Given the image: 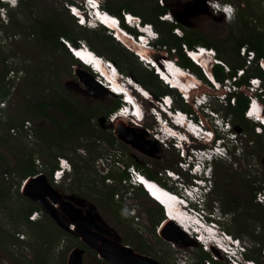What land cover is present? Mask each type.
Here are the masks:
<instances>
[{
    "label": "rangeland",
    "instance_id": "374dc122",
    "mask_svg": "<svg viewBox=\"0 0 264 264\" xmlns=\"http://www.w3.org/2000/svg\"><path fill=\"white\" fill-rule=\"evenodd\" d=\"M16 1L17 8L10 9V6H7L6 18L0 14V28L4 32L12 31L16 34L14 31L16 28L12 25L14 15L29 26L22 27L26 32L17 33L18 38L15 39V35H12L13 39L9 40V45L2 46L3 49L0 52L7 55L8 61L5 64L10 67V70L24 71V77L18 85H15L17 88L15 91L12 90V96L8 99L2 112L16 119L18 123L31 121L34 127L33 136L29 138L22 133H12L6 125H0V187L11 188L10 195L7 194L0 199V264H32L34 259H40L39 250L45 237L54 242H47L41 246L43 253L51 249L49 264H68L70 253L73 249H78L79 240L75 234L66 233L50 215L46 214V211L43 216L40 214L39 219L41 224L45 225L40 229V234L44 238L36 236L38 231H32L29 223L18 216L21 204L31 205L23 198L26 194L21 190L25 178L16 173L12 175L8 173L9 177H6V173L2 177V174L5 169L17 168L18 161L26 160L28 156L35 157L36 169L42 170L40 165H37L38 162L42 167L44 166L43 172L47 177L50 176L52 167L57 165L58 157L69 159L74 169L72 173L65 176L61 183V190L66 189L78 199H84L85 204L94 206L96 213L117 235L120 244L130 245L136 253L151 256L161 264L198 262L202 258L201 249L185 236L179 230L180 228L178 229L170 222L162 224L164 220H159L158 212L153 207L154 203L140 192L141 190L120 185V181L122 182L125 178L119 179L122 175L124 176V168L133 165V162H138L146 167L139 170L144 173L149 170L157 174L165 186L178 192L181 191L176 183L166 178L165 170L175 169L181 173L182 170L178 163L182 153L179 154L169 144L166 146L162 144L163 142L156 141L154 137H158V135L147 130L149 127H154L155 123L154 118L149 115V109L153 107V104L150 103L151 99L143 100V107L147 114L145 120L137 125L128 121H119L117 126L112 127L105 120L104 126L96 127V129H93L91 125L84 124L82 128L77 127L75 134L65 126L60 128L62 132H58L57 121H66L68 116L55 107L47 109L50 116L39 115L35 108L37 102H49L62 96L76 108V113L81 115L96 113L97 116L93 121V124L96 125L100 118H107L109 115L107 108H113L118 98L108 96L103 87L101 88L91 77L90 70L79 68L77 62L71 59L63 48L57 49L53 43L45 42L41 37L31 35L29 31L35 20L40 19L51 24L57 22L60 28L70 30L73 36L85 40L87 45L112 62L116 57H119L124 64L128 63L129 67L130 64L136 67L134 69L136 73L137 69L144 68L150 71L153 69L141 63L134 54L127 53L121 43L110 39L104 31L81 28L65 7L66 0ZM146 1L147 3L143 4L141 0H103V7L110 5L119 9L123 4L128 3L133 4L135 10L150 15L153 6L159 0ZM164 1L165 6L168 4L169 8L161 16L165 14H170V16L165 17L164 20L159 17V20L175 25L176 23L172 21L174 19L181 26L190 28L195 38L209 42L212 46H218L222 49L221 52L218 51L219 57L229 66L246 63L241 49L247 45L240 48V56H238L237 42L250 40V36L251 38L253 36L264 37V0H222L231 3L236 9L235 17L230 21L225 20L222 16L214 15L206 0ZM20 5L21 9H19ZM11 10H16L17 13L13 17L12 14L15 11L11 12ZM134 14L138 15L139 13ZM161 25V27L169 26V24ZM175 28L182 31L178 25L173 28V31ZM246 29L250 31H246ZM156 31L159 34V31ZM151 33L153 32L149 30L148 34ZM158 34L153 40L155 52L151 55H155L157 58L166 56L181 63V57L174 51V47L169 44L159 47L160 34ZM173 34L175 33L173 32ZM164 38L172 40V36L167 34ZM249 49L252 50L248 47ZM255 67L256 65H253L249 69L253 70ZM3 68L4 63L0 59V73ZM199 69L201 70V68ZM191 71L203 81L201 84L207 87L203 84L206 81L197 72ZM126 75L131 76L133 73L128 71ZM230 78L233 77L230 76ZM221 83L225 84L226 81ZM244 84H238V90H233L230 96L236 97L238 93L245 95L246 93L241 89ZM210 85L213 87L212 83ZM207 89L209 100L201 106V112L196 113L195 118L198 120L199 114H202L214 125L220 120L229 122L231 139L225 143L228 146L223 148L222 157L212 160L214 170L209 183L211 190H208L207 196L203 197L205 201L197 197L201 194L196 191L197 196L194 194L193 207L201 212L206 220L215 219V215H218L220 219V223H218L223 227L221 230L238 235L247 244V252L260 258L264 264V248L261 249V244L256 242L257 238L264 234V213L254 211L253 208L248 209V205H259L255 200H252L255 192H252V189L256 190L264 182V133L257 134L253 121L242 122L234 112H231L228 104L234 107L236 102L234 104L233 100L229 102V100L220 98L219 95L223 91H217L214 87L213 89L207 87ZM160 96L155 95L154 99L156 100ZM62 98L60 97V102H63ZM180 101L182 102L183 99L178 100V102ZM178 102H176L177 108L181 106ZM182 103L190 111L197 109L193 103L187 104L184 101ZM158 120L160 119L158 118ZM116 127L118 130H122L121 135L130 139V144L122 142L118 136L114 135L111 128L116 129ZM132 127L136 129L134 130ZM19 128L16 127V129ZM174 129L176 128L174 127ZM41 130L47 131L49 143L40 139L39 132ZM78 131L80 136H78ZM224 134L228 135L227 132ZM108 135L116 136L117 139L113 144L107 139ZM191 145L202 149L210 146L209 143L197 139ZM118 160H120L121 166L116 165ZM108 169L111 170L109 174L113 175L110 176L114 182L113 185L108 184L109 176L106 175ZM187 178L189 175H186L185 180ZM31 181L30 179L26 185L27 188ZM198 189L204 192L206 187L200 184ZM112 191H115L114 200L107 202L105 194ZM181 213L184 212L178 213L177 216L179 217ZM211 215L212 217L209 218ZM186 222H191V220L187 218ZM198 228L199 225H196L192 229ZM49 231L54 234V238L48 237ZM16 232H19L20 235ZM21 234L25 236V239L20 238ZM13 235L24 242H14ZM64 239L67 244L63 249L61 242ZM89 252V256L85 257L84 264H109L100 258L99 253L92 248Z\"/></svg>",
    "mask_w": 264,
    "mask_h": 264
},
{
    "label": "trees",
    "instance_id": "16d2710c",
    "mask_svg": "<svg viewBox=\"0 0 264 264\" xmlns=\"http://www.w3.org/2000/svg\"><path fill=\"white\" fill-rule=\"evenodd\" d=\"M143 4L147 3L146 0H141ZM21 4H23L21 2ZM0 6H4V3H2L0 1ZM18 7V6H17ZM16 7V8H17ZM153 10L152 13L149 15L147 13H143L142 11H138L135 10L134 5L132 4H128L125 3L122 5L121 8L116 9L114 7H111L110 5L104 7L105 9H107L108 11H110L113 14H117L121 16V11L125 10V11H130L132 13H139L138 15H140L143 20L145 22H152L155 23L154 26L156 27V30L159 31L160 34V40L158 41V45L161 48L162 46H166V45H170L171 47H174L175 51H178V55L181 57V64L195 72H197V74L206 82L209 83V81L206 79L205 75L201 72V70L199 69V67H197L183 52L182 48H181V44L183 42L187 43L190 47H194L195 45L201 44L204 45L206 47H215L217 51L221 52L222 49H220L218 46H212L211 43L209 42H205L203 40H200L199 38H195V35L193 33H191L192 30H190V28H188L187 26H181L180 23H177L175 25H172L168 22H162L159 20V16L165 12L168 11V4L167 6H160L159 3L156 2V5L153 6ZM11 9V8H10ZM15 9V8H12ZM19 9H21V5L19 7ZM15 11V13L13 12L12 17L14 14L16 13V10H11ZM31 20V19H30ZM157 23V24H156ZM161 24H169L168 27H161ZM12 25L15 26V32L17 33H21V32H26L22 27H27L29 25H26L24 22H21L20 20H18V18L16 17V15H14V17L12 18ZM178 25L180 28H182L183 33L185 32L183 37H179L176 36L175 34H173V28ZM81 27V26H80ZM82 28V27H81ZM96 30V29H95ZM99 31H105V29H97ZM246 31H250L249 29H246ZM29 33L33 36L37 35L39 37H41L45 42H51L55 45V47L58 48H63V50L70 56L71 59H74L75 62H77V66L79 68H85L87 69L85 66H83L81 64V62L79 60H76L75 58H73V56L70 54L69 50L67 49V47L65 46V44L62 42V40H60V38H64L66 40H69L74 46H79L78 41L81 40L78 37H75L72 35L70 30H67L66 28H60L59 25L56 23H47L46 21L43 20H35V23L33 22V27L30 28ZM7 35H16L14 32H9L6 31ZM107 34V33H106ZM166 34L168 36H172V40H168L164 38V36H166ZM108 35V34H107ZM109 36V35H108ZM110 39H112L109 36ZM113 41H115L114 39H112ZM247 45L248 47H250L252 50H254L257 53L258 58L260 57H264V37H260V36H253L251 38L250 36V40H241L239 42H237V55L240 56V48L243 45ZM0 45V50L3 49V47ZM109 48V47H108ZM110 50H113L112 48H110ZM124 50L129 53L130 51L128 49H126L124 47ZM131 53V52H130ZM4 53L0 52V59L3 61L4 63V68L0 73V102L3 101H8L9 98H11L12 96V86L9 84V82L7 81L6 77L8 75V72L10 70V67H8L5 62H7L8 57L7 55H3ZM133 54V53H131ZM219 55V53H218ZM137 59V58H136ZM115 64L117 65V67L120 69V71L126 75V73L128 71H130V73H133V75L136 77V79H138V81L142 84L143 87H145L147 90L150 91V93L152 94V96L154 97L155 95H165V94H172L175 97L176 102H178V100H181V98L179 97V95L172 90L171 88H169L168 86H166L165 84H163V82L158 78V76L152 71L150 70H146L144 68H142L141 70L137 69V73L134 72V69L136 67L128 66L127 64H124L119 57H116L114 60ZM225 62V61H224ZM227 63V62H226ZM230 63V62H229ZM245 65V63L243 64H232L230 67L232 68V71L227 73L226 70L218 65L216 66L213 70H212V74L213 77L219 81H224L227 77L233 76L236 73L237 68H241ZM88 70V69H87ZM246 76L239 82V84L241 83H246L248 81V79L252 76H258L261 77L264 80V72L258 67L256 66L255 68H253V70L248 69L246 71ZM128 76V75H127ZM159 90V91H156ZM106 94L112 98H115V96L109 94L106 92ZM60 97L62 98V96H59V98L57 99H53L49 102H37L36 103V107L37 108V112L39 115H45V116H50V114L48 113L47 109L49 107H55L58 111H61L62 113H64L66 116H68V119L65 121H57L58 123V127L59 130L58 132H62V130L60 128H63V126L70 128V130L75 134V130L77 129V127L80 126V128H82V126L85 125H91L93 127V129H96V127L101 126L99 121L97 122V124H93L94 119L96 118L97 114L96 113H88L85 115H81L76 113V108L74 106H71V103L68 100L63 99V102H60L59 99ZM183 102V101H182ZM181 101L178 102L181 104V106H179V108L184 109L186 111L192 112V110H188L185 108V104L182 103ZM249 104V95H244L243 93H238L236 94V105L233 107L231 106V104H228L229 109L231 110V112H234L237 116L238 119L242 120V122H247L248 119L245 117L244 113L247 110ZM121 105V100L116 99L115 105L113 108H107V114L112 113L113 111H115L119 106ZM33 106V105H32ZM187 106V105H186ZM31 107V106H30ZM34 107V106H33ZM32 108V107H31ZM34 109V108H33ZM3 108H0V125H6L9 129H16V127H20L18 130H21L22 132L24 131V121L23 122H17L16 119L9 117L5 114H3L2 112ZM108 116V115H107ZM66 129V128H65ZM113 130V128H111ZM50 132V131H48ZM40 133V139L43 140L44 142H50L49 141V137L47 136V131L45 130H41ZM255 134V133H254ZM78 136H80L79 131H78ZM77 136V138H78ZM256 136H261V135H256ZM107 139L110 141L111 144L114 143V140H116L117 138L112 136V135H108L106 136ZM73 144V143H72ZM68 145V144H67ZM71 145V144H70ZM25 160V159H24ZM20 160L18 161L17 164V168H8L5 169L3 171V176L6 173L7 175L9 174H19L21 176H23L24 178L27 177H31L34 176L36 174H38L40 171L38 169H36V165L35 163V157L33 156H28V158H26V160ZM133 164L135 166H137L139 169H145L146 167L144 165H141L138 162H133ZM56 165H54L51 169V171H53V169L55 168ZM76 169V167H75ZM43 170V169H42ZM43 172V171H42ZM9 173V174H8ZM145 174L151 178V179H155V180H159L160 178L157 176V174L146 170ZM108 176H113L111 174H109ZM9 177V176H8ZM124 176L122 175L119 179L122 180ZM10 187H0V199L3 196H6L8 194V196L10 195ZM141 190L140 192H142L144 195L147 196V198L152 201L154 203L153 207L154 209L158 212L159 215V220H163L164 215H163V209L161 208V206H159L158 202H155V200L151 197L148 196L147 192L145 190L139 189ZM257 190V189H256ZM256 190L252 189V192H256ZM255 192L253 193L252 196V200H255ZM24 195V194H21ZM105 199H107V202L109 200V202H112L114 200V195H115V191L112 192H107L105 194ZM23 198H25L28 202H30L31 205H22L19 208V215L21 216L26 222L29 223L30 227L32 228L31 230H37V234L36 236H38L39 238H44L43 235L40 234V229L42 227H45V225L41 224V220H37V221H31L29 219V216L37 210L41 211V208L39 206V204H37L35 201L30 200L28 197L24 196ZM248 209L253 208L254 211H258L259 213L263 214L264 213V207L260 206V205H256L253 204V206L248 205ZM21 209V210H20ZM256 217V216H255ZM258 219V218H257ZM19 234V232H16ZM241 233V231H240ZM239 233V234H240ZM236 237H238V235H234ZM48 237H52L54 238V234H52L50 231L48 232ZM160 237V236H159ZM50 238V239H52ZM239 238V237H238ZM257 238V237H256ZM12 239L14 242H24V240H19V238L15 237V235L12 236ZM49 238L45 237V240H42V245L43 246L45 243L50 242V243H54L52 241L48 240ZM244 242V241H243ZM256 242L258 244H261V249L264 248V234L259 236L256 240ZM244 244L247 246V244L244 242ZM40 246V262H38V264H49L48 262L50 261V250H47L45 253H43L41 251V248L43 249V247ZM44 255H43V254ZM202 253V258L198 261V262H193L191 264H204L205 260L208 258L212 257V254H209L207 252H205L204 250H201ZM41 255H43V257L41 258ZM246 258L250 259V260H255L258 262V264H263V262L260 260V258L256 257L255 255H253L250 252L246 253ZM39 259V258H38ZM218 264H226L224 261H219Z\"/></svg>",
    "mask_w": 264,
    "mask_h": 264
},
{
    "label": "clouds",
    "instance_id": "9594fccd",
    "mask_svg": "<svg viewBox=\"0 0 264 264\" xmlns=\"http://www.w3.org/2000/svg\"><path fill=\"white\" fill-rule=\"evenodd\" d=\"M2 3H4V6L5 8H7V6L9 5L10 8H16L18 3H12V0H1ZM105 2V1H104ZM97 10L101 11V9H104L103 7V0H98L96 1V4H95ZM130 12V11H129ZM132 13V12H131ZM134 14V13H133ZM120 16V15H119ZM161 16V15H160ZM159 16V17H160ZM223 17V16H222ZM145 23H148V24H152L154 26L153 23H149V22H145ZM87 28V26H86ZM93 30L97 29V27L95 28H92ZM128 29L132 32H134V38H131L130 39V45L132 46V50L131 49H128L126 48L120 41L119 43L122 44L123 47H125L126 49H128L131 53H133L137 59H139L141 61V63H144L145 64V60L144 59H141L137 54L136 52H134L136 50V47L139 46L140 48H143L145 47L147 50H150L149 54H147V56L145 58L149 59L150 56H152L151 54L154 53L155 51V48H154V45H153V40H155V37H156V34L153 32L151 34H148L149 32H145V31H136L133 29L132 25L127 21V20H124L121 18L120 20V25L118 27V32L122 35V37H124L125 39H127L125 36H127L125 34V30ZM156 29V28H155ZM143 32V33H142ZM140 34H143V35H140ZM141 36V38H140ZM62 42L65 44V46L67 47V49L69 50L70 54L72 55V51L70 50V47L74 50V48H77V46H74L69 40H66L64 38L61 39ZM129 39H127L128 41ZM68 42V43H67ZM152 45V46H151ZM75 55V52L73 53ZM185 54V53H184ZM192 62H194V59H192L190 57V55L188 54H185ZM141 57H144L141 55ZM74 58V57H73ZM100 60H103L102 58H98ZM198 62V61H197ZM103 63L105 64V66L108 68V71L111 70V72L113 71L112 67H114V64L109 62V61H103ZM195 63V62H194ZM202 63V62H201ZM83 66H85L88 70H90V73H91V77H93L95 79V81L101 86V88L103 87V90H105L107 93L115 96L116 98L120 99L121 100V105L118 107H124L123 109L125 110L126 107V104L128 103V106L131 108L132 106L135 107V104L137 105H140L141 107H143V100H150V103L154 102L155 105H157L160 109H158L157 107L153 106V107H150L149 109V115H151L154 120H155V123H154V127H149L147 130L154 134L155 135H158L155 136V140L156 141H160L163 142L162 144H165L166 146H168L167 144H169L170 147H173L174 149H176L178 151L179 154H181L182 152L184 153L185 157L181 156L180 160H179V167L180 169L182 170V172H178L177 170L175 169H166L165 170V176L168 180L170 181H173L172 177H170L168 174H167V171H172L174 173H178L180 174L183 178L182 180L184 181V183H190V181L192 180V178L194 177H197V178H201L203 180V185H205L206 189L204 190V192L200 189L198 190L200 192V196L201 199L203 201H205V198L203 197H206V192L208 190H211V184L210 183V179H212V171L214 170V167L212 166V160L213 158L214 159H217L218 157H222L223 155V148H226L228 146V144H225L228 140L231 139V134L229 133L230 130H231V126H230V123L229 122H226L225 120H220L219 123H215L216 125L212 124L205 116H203L202 114H199V119L197 120L195 118V115L196 113L198 114V112H201V106L206 104L209 100V95L208 93H206L204 96H203V99L202 101H200V99L198 97H194L192 100V102L189 101V98L187 97H184L183 95V92L180 88L178 87H174V88H171L169 85H167L164 81V78L162 77L161 73L158 71L157 73V76L159 77V79L163 82V84H165L166 86H168L169 88H171L172 90L176 91L177 94L179 95L180 98L183 99L184 102H186L187 104H190V103H193L196 105V110H193L192 109V112H189V111H186L184 109H181V108H177L176 107V100H175V97L174 95L172 94H166V95H163V96H160V98L158 99H153L152 98V95H149L147 94L146 92H141L137 87H135V85L133 86L131 84V82H129V77H127V75L123 74L120 69L117 67L116 65V68L114 67L115 70H117L116 72H118V74L120 75V77H122V82L129 86V88H131L133 91H137L138 93H136L135 95H133L132 93H130V95H132V98H130V101L128 99V96L125 92H123L124 94L122 93H115L113 92V85L111 84L112 82L108 79H106V77L104 76L103 73L99 72L96 68L93 69L91 66L87 65L86 63H81ZM182 64L179 63V66H177V68H179L181 71L183 72H186V73H191L193 74V76L195 77V73H193L191 71V69H189V72H187L184 68H182ZM202 66H197L199 68H201V71H202ZM216 66H218V64L214 63L211 67V69L213 70ZM185 67V66H184ZM110 68V69H109ZM97 70V71H96ZM154 70H157V68L155 67ZM110 72V71H109ZM114 73V71L112 72ZM212 74V72H211ZM98 75L104 80V82H106L108 85H104L102 83H100V80L98 78ZM205 77L208 79L209 83L207 82L206 84H208V88L210 89H213V87H211L210 83H212V80H210V78L208 77V75ZM213 74H212V79H213ZM148 92H150L148 90ZM222 94V93H221ZM207 97V99H206ZM163 99H165V101H163ZM211 101H212V98H210ZM228 100L230 101V96L228 98ZM200 101V102H199ZM255 101H257V104L258 106L260 107V115H263V103H262V100H261V96H259L258 94L256 95V99ZM204 103V104H202ZM139 107V106H138ZM117 108V109H118ZM144 108V107H143ZM116 109V110H117ZM157 110L160 111V113H162V117H161V121L158 120L157 118V115L155 112H157ZM162 110V111H161ZM136 109L134 110L133 113H135ZM145 111V109H144ZM113 112H116V111H113ZM182 113L184 116H185V120L188 121V122H194L196 123V126L200 127L201 128V131L203 129V133H200L199 132V135H197V133H194L192 131H189L187 128H185L183 125H178L176 122H175V117ZM146 114H147V111H145L143 114H142V118L140 119V117H137V119H135L134 117H131L130 114H126V115H122V114H119L118 115V119L115 121V122H111L109 120H107L108 122V125L109 126H117L118 125V122L119 121H128L129 123H133L134 122L132 121L135 120H139L137 121L138 123H142L140 121H144L145 118H146ZM165 121L167 122V124H162V121ZM202 122V123H201ZM202 124L203 126H199L198 124ZM227 123V125H226ZM156 124V125H155ZM200 124V125H201ZM135 125V124H134ZM165 125L168 127V128H172L173 131H170L168 129H165ZM174 126L176 129H174ZM163 128L165 129V131L168 132H175L174 135H177L178 133L179 134H184V137L187 138V140H183L181 138V140L175 136H173V134H167L163 131ZM204 129H205V132L204 133ZM224 132H227L228 135H225ZM165 135H167L168 137L165 138ZM172 137H171V136ZM209 138V141H207L206 139ZM201 140L203 142H206V143H209L210 146L206 147L205 148V152L204 153H198V152H191L193 149V146L191 144H193V141L195 140ZM164 142H167V143H164ZM191 142V143H190ZM175 144L177 146H175ZM225 144V146H224ZM169 148V147H167ZM218 160V159H217ZM182 161H186L188 162V166L187 167H181L180 166V162ZM216 161V160H215ZM199 165V166H198ZM133 166H135L133 164ZM197 167L196 169L192 170V167ZM137 167V166H136ZM138 168V167H137ZM139 169V168H138ZM70 171V170H69ZM66 172V171H65ZM198 173V174H197ZM109 175V174H108ZM185 175V176H184ZM186 175H189V178L186 179ZM145 177H147L148 179L156 182L160 188H164V189H168L167 186H165V184L161 183V181L159 180H155V179H151L149 178L145 173L144 175ZM163 176V175H162ZM124 177L125 178H128V173L125 171L124 172ZM174 182V181H173ZM143 184V182L141 183ZM113 185V184H111ZM120 185H121V181H120ZM144 185V184H143ZM129 186V185H128ZM124 187H127V186H124ZM131 188H136V189H142L143 186L142 185H138V186H134L132 181L130 180V186ZM145 187V185H144ZM144 190V189H143ZM171 191L173 192H178V191H175L174 189H172ZM180 193V192H178ZM183 194V192H181ZM180 193V194H181ZM149 196V195H148ZM185 196V195H184ZM189 201H191V204L193 206V202L192 200H190L187 196H185ZM153 200V199H152ZM159 206H161V208L163 209V215H164V218H163V223L162 224H165L167 221L172 223V224H176L178 225V223L170 220L169 218V215H168V211L167 209L162 206L160 204V202L158 203ZM132 215H135V213H132ZM210 217V216H209ZM215 217L218 218V221L220 220L219 219V216L218 215H215ZM220 222V221H219ZM178 227V226H177ZM179 228V227H178ZM223 228V227H222ZM181 232H183V228L180 229ZM215 232L218 231V229H214ZM226 231V230H225ZM183 234L185 236H187L188 238H190L194 244L200 248L201 250H204L201 246V243L198 242L197 240H195L193 238V234H190L191 237H189L186 233V232H183ZM231 234V233H230ZM233 237H236L234 236L233 234H231ZM220 236V235H219ZM238 238V237H236ZM220 239H223L222 237H220ZM238 242H240V245L242 246L241 248H243L244 250L243 251H239V256H238V260L242 263V264H248L247 261L250 260V259H247L246 258V252H247V246L244 244V242L242 241L241 238H238ZM237 242V245L239 244ZM211 249L209 251H205L209 254H215L217 255L218 257H220L217 261H215V264H218L219 261H224L226 264H231L230 261L228 260V257L223 253L221 252L215 244H211ZM246 246V248L244 247ZM239 250V249H238ZM207 260H212V257L211 258H208L205 260L204 264H206V261ZM253 261L252 263L253 264H258L257 261L255 260H251Z\"/></svg>",
    "mask_w": 264,
    "mask_h": 264
},
{
    "label": "built area",
    "instance_id": "2783aa9c",
    "mask_svg": "<svg viewBox=\"0 0 264 264\" xmlns=\"http://www.w3.org/2000/svg\"><path fill=\"white\" fill-rule=\"evenodd\" d=\"M96 1H98V0H78L77 2L79 4H76V3L71 2L70 0H66L65 1V7L67 8V10L71 14V16H73L75 18V20L77 21L79 26H81L83 28H86V26H87L88 29H92L95 27H97V29H105L106 33L112 39H114L118 42L120 41L128 49H133V48L129 44V41L127 43V41L122 40V35L118 32V27L120 25L121 18L124 20H127L132 25L133 29L136 31H139V30L140 31H145V30L149 31V30H151L155 34H158V32L154 29V26L152 24L145 23L140 16L135 15V14H133L129 11H125V10H122L121 16H119L117 14L111 13L110 11H108L105 8L101 9L100 12L103 15L104 14L110 15V17H112L116 21L115 27L105 24L101 20V18L97 16V12L99 10H97V8L95 6ZM156 1H158V0H156ZM206 1H207V4L211 7L212 13L214 15L223 16L224 19L227 21L233 20V17H235L236 9L234 8V6L231 3L227 2V1H222V0H206ZM16 3H17V1H16ZM158 3H160L159 5L162 7L166 5L164 0H159ZM80 5H83V7H81ZM225 9H227V11ZM0 14H2V17L6 18L5 15L7 14V8H5V6H0ZM169 16H170V14H165L163 16H160V18L162 20H164L165 17H169ZM82 20H83V22H81ZM172 21H174V23L177 24V21H175L174 19H172ZM125 31H126L125 34L127 35L125 37L127 39L130 40L131 38H134V36H135L134 32H132L128 29H126ZM173 32L179 37H183V35H184V33L179 28H175ZM140 35H143V34H140ZM16 38H18L17 35H15V39ZM140 38H141V36H140ZM11 39H13L12 35H7L6 32H4L0 28V45L1 46L9 45V40H11ZM78 43H79V46H77V48L89 49V47H90L89 45H87V42L85 40H79ZM181 48L185 54L190 55V57L192 59H194L195 61H198V58H195L193 55H198L201 57L202 55H204L202 53V51H205L206 52L205 55L207 57L211 58V60L214 63L222 66L226 70L227 73L232 71V68L219 57L218 51L213 47H206V46H201V45L190 47L187 43L183 42L181 44ZM174 51H175V49H174ZM176 52L178 53V51H176ZM241 53H242V56L246 59L245 65L241 68H237L235 75L232 76L233 78L227 77L225 79V81H226L225 84H222L221 83L222 81H219L215 78H213V79L210 78V76L206 73V68L204 66H202L203 74L206 76L208 75V77L212 80V85H213L214 89H216L217 91H220V92L223 91L222 94L219 95V97L224 98V100H228V98H229V96L233 90H238L237 88L239 87V85H238L239 82L246 76V74H247L246 71L249 68H251V66L256 65L264 72V57H261L257 60V53L254 50H250V49L248 50V46L247 47L243 46L241 49ZM94 54L97 55V58L106 59L104 56L100 55L99 53H94ZM75 59L78 60L77 58H75ZM142 59H145V64L149 68L153 69V71L157 75L159 67L156 66L157 65L156 62L158 64H160V66H161V64L164 65L165 63H167V61H168L167 59H170V58L166 57V56L157 58V56L152 55V56H150L149 59H147L145 57H142ZM154 60H156V62ZM172 60H174V62H175L174 63L175 67L179 66V62L177 60H175V59H172ZM88 65H90L93 69H95V67L92 66V64H88ZM155 67L157 68V70H154ZM183 68L187 72H189V69L187 67L183 66ZM23 77H24V71H17V70L12 69V70H9L6 79L9 82V84L12 86V90L15 91L17 88L15 85H18L22 81ZM98 78L100 80V83H102L104 85H108L106 82H104V80L99 75H98ZM231 79H233V80H231ZM263 86H264V80H262L261 77H258V76L250 77L248 79V81L243 86H241L242 91L246 93L245 95H249V104H248L247 110L245 111L244 115L248 120H251L254 122L255 131L257 134H263L264 133V110H263V115L252 114V110H253L254 103H257V101H255L257 94L259 96H261V100L263 103V109H264V87ZM235 93H238V92H235ZM232 100H233V103L235 104L236 97L230 96L229 102H232ZM227 103H228V101H227ZM6 105H7V101L0 102V108H4V107H6ZM123 108L124 107H120L117 110H115L116 112L110 113L107 116V120H109L111 122H115L118 119L119 114H122V115L128 114L127 112H124ZM132 121L136 125L139 124L137 121H135L133 119H132ZM33 127L34 126H33L31 121H26L24 123V131L23 132L21 130H18V129H12L11 131H12V133H15V134L22 133V134H25L26 136H28L29 138H32ZM113 131H114V135H116L115 132L117 130L113 129ZM194 152H196V150H194ZM37 165H40L41 169H43V167H44V166L42 167L40 162H38ZM116 165L121 166L120 160H118L116 162ZM71 168H72V164L70 163V161L66 157H58L57 166L53 169V171H51L50 176L48 177L49 185L52 188L54 186L60 185L66 176L65 171L70 170ZM124 169L128 173V178L123 179L124 182L123 181L121 182L122 186H128V185L130 186V180L132 181L134 186L141 185V183H142L141 177H142V174H144V172H142L136 166H133V165L126 166ZM42 171L43 170H41L38 174L31 176V177H38V176L44 174V172H42ZM110 171L111 170L108 169L106 172L107 174L106 173L105 174L108 175ZM5 175H6V177H8L7 174H5ZM31 177L29 176V177L24 179L22 187H21L22 191L25 188V186L28 184V182L30 181ZM108 181H109V183L107 182L108 184H114V182L112 181L110 176L108 177ZM152 182H154V181H152ZM52 195L54 196V194H52ZM46 197L50 201V203L53 204V202H52L53 199L51 198V193H50V195H48ZM129 197H130V195H129ZM255 202L259 205L264 206V182L259 185V187L257 188V190L255 192ZM40 214H41L40 210L34 211L29 216V218L31 221H37L40 219ZM75 227L76 226L74 224L70 225V228L72 230H74ZM160 228H159V231H160ZM20 238L25 239V236L23 234H21ZM61 246L63 248V242L61 243ZM244 247L246 248V246H244Z\"/></svg>",
    "mask_w": 264,
    "mask_h": 264
},
{
    "label": "bare ground",
    "instance_id": "6f19581e",
    "mask_svg": "<svg viewBox=\"0 0 264 264\" xmlns=\"http://www.w3.org/2000/svg\"><path fill=\"white\" fill-rule=\"evenodd\" d=\"M70 1L73 2V3L79 4L77 2L78 0H70ZM80 6L83 7V5H80ZM97 16L100 17L101 20L105 24H107L109 26L115 27V25H116L115 22L116 21L112 17H110V15H106V14L103 15L100 11H98L97 12ZM145 32H149V31L145 30ZM122 40L127 41V39H125L124 37H122ZM128 41L130 43V40H128ZM128 41H127V43H128ZM93 50L94 49L93 48H90V47H89V49L74 48L75 55L73 53H72V55H73L74 58H77L83 64L84 63H86L87 65L88 64H92V66H94L99 72H101V73L104 74V76L106 77V79H108V80H110L112 82L111 84L113 85L112 86L113 87V89H112L113 92H115V93H123V92H125L127 94V96H128L129 101H130V98H132V95H130V93H132L133 95H135L138 92L137 91H133L131 88H129V86L125 85L122 82V77H120V75L118 74V72H116L117 70L114 69V67L116 68V64H114L109 59H103V60L98 59L97 58V55L94 54V53H98V52L96 50H94V51ZM139 51H141L145 55L147 53V51H145L143 48H139ZM77 53H79V55H77ZM202 53L204 55H202L201 57L198 56V55H193V56L195 58H198V64L203 65L206 68V73L212 78V74H211L212 69H211V67L214 64V62L211 60V58H209V57H207L205 55L206 54L205 51H202ZM167 60H168L167 63L164 64V66H167L166 69L165 68H162L160 66V64H158L156 62V60H154L156 62V64H157V65L156 64L155 65L159 67L158 68V71L161 73L162 77L166 81H170L173 86L180 88L182 90L183 94H185L186 96H189V101L190 102L193 101L192 99L195 96L198 97L200 99V101H202L203 96L205 95V93H207V90H208L207 87H209L208 84H206V82L203 83V84L207 85V87H205L204 85L201 84V82H203V81L201 79H198L197 78V75H195V77H194L193 74H191V73L183 72L179 68L175 67L174 60H172V59H167ZM103 61H109V62H111V63L114 64V67H112L114 73H112L113 71L111 72V70H109L110 72L108 71V68L105 66V64L103 63ZM194 64L196 66H198V64H196V63H194ZM182 68H183V66H182ZM130 79H131V81H130ZM129 82H131V84L133 86L135 85V82L137 83V81L136 80H132L131 77H129ZM135 86L141 92H146L147 94L152 95L150 92H148V90L145 87L142 86V88H140L139 87L140 86L139 83H137V85H135ZM152 98H153V96H152ZM202 104H204V103H202ZM126 107L127 108H125L124 112L129 113L131 117H134L135 119H137V117H140V119L143 117L142 114L145 111H144V108L141 107L140 105H138V104L136 105L135 104V107L132 106L130 108L128 106V103H127L126 104ZM135 109H136V111H135V113H133ZM259 112H260V107L257 105V103H254L253 110H252V114L260 115ZM155 113L157 114L158 118L161 121V117H162L161 115H162V113H160L159 110H157V112H155ZM184 118H185V116L182 113H180V114H178L175 117V122L178 125H180V124L183 125L189 131H192L194 133H197V135H199V132L200 133H203L201 131V129H199L194 124V122H188V121H186L187 119L185 120ZM137 121H139V120H137ZM140 122H143V121H140ZM165 129H168L170 131H173L172 128H168L166 125H165ZM165 129L163 128V131L165 133H167V131H165ZM168 133L169 134H173V136L179 138L180 140H181L182 137H184V134H182V133L181 134L178 133L177 135H174L175 132H173V133L168 132ZM166 137H168V136L165 135V138ZM182 139L183 140H186V138H182ZM206 140L209 141V138H207ZM193 149L196 150V152H198V153H204L205 152V148H203V149L202 148H197L196 145H193ZM182 162H184V161H182ZM70 163H71V161H70ZM73 169H74V166L72 165V168L70 169V171L69 170H66V175H68L69 173H72L73 172ZM143 175L144 174H142V177L143 178L141 177V179H142L143 184L146 187H144L143 184H141V185L143 186V189L147 192V194L152 199H154L155 202H158V203L161 202L162 204H164L166 206V209L168 211V215H169V217H171V220H173L174 222H179V224L176 225V226H178L180 229L182 227H185L186 228V230H184L183 232H186V233H187V231L193 232L192 222H186L187 218L184 217V216H182V215H180L178 217L177 216L178 215V212L174 210V208L176 206V203H175L174 198H176L177 195L174 194V193L171 194V193L167 192V190L164 189V188H160L157 183L152 182V180L148 179L147 177H145ZM53 188H54L55 192H58V190H56V187L55 186ZM180 212H182V211H179V213ZM211 217H212V215L209 218H211ZM214 218L215 219H211L209 221H213L216 225L220 226V224H219L220 222L218 221V218L217 217H214ZM72 224H74V223H72ZM74 225L76 226V224H74ZM211 231H212V229H211ZM187 235L189 237H191L190 234H187Z\"/></svg>",
    "mask_w": 264,
    "mask_h": 264
},
{
    "label": "water",
    "instance_id": "95a60500",
    "mask_svg": "<svg viewBox=\"0 0 264 264\" xmlns=\"http://www.w3.org/2000/svg\"><path fill=\"white\" fill-rule=\"evenodd\" d=\"M161 67L166 69V66L162 64H161ZM129 77H131L132 80H136L137 83H139L140 85L139 87L142 88V84L136 79L134 75H131ZM137 83L135 82V85H137ZM152 104L153 106L160 109L157 105H155L154 102H152ZM105 120L106 118L99 119V123L101 126H104ZM132 128L134 130L136 129L134 127ZM116 130H117L116 136H118V138L122 142L126 144H130V139L121 135L122 130H118L117 127H116ZM129 132H130V129H129ZM31 180L32 181L30 185L28 186V188L27 186H25V188L23 189V193L26 194V196L30 200L35 201L37 204H39V206L44 208V210L58 223V225L64 231L69 232V233H74V230H72L68 224L65 225V224L60 223V219L58 217V210L50 203V201L47 199L46 196L50 195L51 193L53 204L58 203V202H63L62 203L63 210L66 211L69 217H71V221L69 222V224L75 223L76 226H78L77 229L80 231V238H82V240L90 248L98 252L100 255V258H102L103 260H106L107 262L111 264H161L158 260L152 258L151 256L136 253L129 245H122L119 242L112 241V240H106L100 235L98 236V233H96V231L104 230V227L98 223V220H102L100 215L96 213L97 217L96 218L94 217L92 219L93 224L91 222L83 220L81 210L76 208L74 204L70 203V201H65L66 202L65 204L64 201L61 200L63 197L59 195L57 192H55L54 189L49 185L48 177L46 175L42 174L38 177H31ZM168 189L172 190L169 187ZM52 194H54V196ZM57 196H58V199H56ZM66 197H67L66 200H73V201L78 202L79 204H83L85 201L84 199H81V198L78 199L75 195H69ZM92 208L96 209L94 206H92ZM203 221H209V220H206L203 218ZM217 229L220 230L221 226H218ZM93 235H95V237H93ZM68 264H84L83 251L80 249H74L69 255Z\"/></svg>",
    "mask_w": 264,
    "mask_h": 264
},
{
    "label": "flooded vegetation",
    "instance_id": "af4514ba",
    "mask_svg": "<svg viewBox=\"0 0 264 264\" xmlns=\"http://www.w3.org/2000/svg\"><path fill=\"white\" fill-rule=\"evenodd\" d=\"M99 142H100V140H99ZM61 186L62 185L55 186L56 190H58L57 193L63 197L61 200L64 201L65 204H66L65 201H70V203L74 204L76 208L81 210V212H82L81 214L83 216V220H86V221L92 223V221H93L92 219L94 217L95 218L97 217V214H96V211H95L96 209H93L90 205L85 204V203L79 204L78 202L73 201V200H66V198H67L66 196L73 195V193H71V192L69 193L66 189L61 190V188H60ZM56 199H58V196L56 197ZM62 203L63 202L55 203L56 205L52 204V203L51 204L58 210V217L60 219V223L65 224V225L68 224L70 226L69 222L71 221V217H69V215L66 213V211L63 210V206H62L63 204ZM40 208H41V214L43 216L45 214V212H44L45 210L41 206H40ZM46 214H48V213H46ZM98 223L101 226L104 227L103 231H96V233H98V236L100 235L101 237H103L106 240H112V241L118 242L117 235L114 234V232L111 229H109V226L106 225V223L103 220H98ZM77 228H78V226L75 227L74 233H69V232H66V233L75 234L76 238L79 240V242H78L79 244H78L77 247H78V249L83 251V256H84L83 262H84L85 261V257L87 258V256H89L90 247L87 244L84 243L82 238H80V231ZM93 237H95V235H93ZM62 242H63V249H64L66 247L67 241L64 239V240H62ZM38 262H40V259H34L32 264H38ZM105 262L109 263L107 261H105ZM109 264H111V263H109Z\"/></svg>",
    "mask_w": 264,
    "mask_h": 264
},
{
    "label": "snow or ice",
    "instance_id": "6c2138e0",
    "mask_svg": "<svg viewBox=\"0 0 264 264\" xmlns=\"http://www.w3.org/2000/svg\"><path fill=\"white\" fill-rule=\"evenodd\" d=\"M16 2V0H12V3L14 4ZM227 11V9H225ZM83 22V20L81 21ZM77 55H79V53H77ZM251 114V113H250Z\"/></svg>",
    "mask_w": 264,
    "mask_h": 264
}]
</instances>
